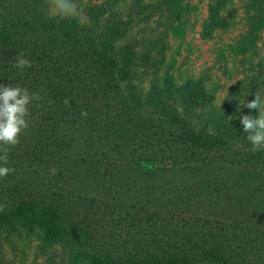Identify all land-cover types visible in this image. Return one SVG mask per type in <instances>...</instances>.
Segmentation results:
<instances>
[{"label":"trees","instance_id":"obj_1","mask_svg":"<svg viewBox=\"0 0 264 264\" xmlns=\"http://www.w3.org/2000/svg\"><path fill=\"white\" fill-rule=\"evenodd\" d=\"M120 24L0 0V84L41 97L8 152L0 235L44 231L81 264H264V149L204 112L200 81L138 93Z\"/></svg>","mask_w":264,"mask_h":264},{"label":"rangeland","instance_id":"obj_2","mask_svg":"<svg viewBox=\"0 0 264 264\" xmlns=\"http://www.w3.org/2000/svg\"><path fill=\"white\" fill-rule=\"evenodd\" d=\"M75 2L87 21L121 23L117 44L135 52L138 93L161 89L167 80L177 88L200 81L211 101L204 112L236 120L247 115L245 105L256 94L264 100V0ZM0 264L81 263L44 231L19 229L0 235Z\"/></svg>","mask_w":264,"mask_h":264},{"label":"clouds","instance_id":"obj_3","mask_svg":"<svg viewBox=\"0 0 264 264\" xmlns=\"http://www.w3.org/2000/svg\"><path fill=\"white\" fill-rule=\"evenodd\" d=\"M46 9L51 16L77 19L81 25L87 20L75 0H46ZM15 67L23 71L31 67V61L18 54ZM41 97L36 93H30L26 88L14 85L0 84V179L6 177L14 169L7 167L8 152L11 147L20 142L21 134L28 128V117L30 115L29 105ZM66 106L69 101L65 99ZM250 110H255L256 115H242L240 123L246 138L256 150L264 149V100L256 94L254 98L245 105ZM81 116L86 117L87 112L81 111ZM235 119V117H232ZM57 169H50L55 175ZM5 205H0V212L5 210Z\"/></svg>","mask_w":264,"mask_h":264}]
</instances>
